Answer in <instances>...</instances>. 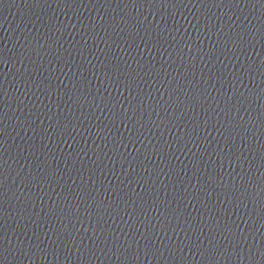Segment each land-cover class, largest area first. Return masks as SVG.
<instances>
[{
	"label": "water",
	"instance_id": "obj_1",
	"mask_svg": "<svg viewBox=\"0 0 264 264\" xmlns=\"http://www.w3.org/2000/svg\"><path fill=\"white\" fill-rule=\"evenodd\" d=\"M0 264H264V0H0Z\"/></svg>",
	"mask_w": 264,
	"mask_h": 264
}]
</instances>
